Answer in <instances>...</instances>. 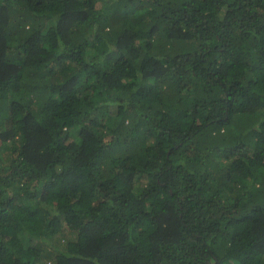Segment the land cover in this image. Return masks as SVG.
I'll use <instances>...</instances> for the list:
<instances>
[{"label":"trees","instance_id":"1","mask_svg":"<svg viewBox=\"0 0 264 264\" xmlns=\"http://www.w3.org/2000/svg\"><path fill=\"white\" fill-rule=\"evenodd\" d=\"M0 264H264V0H0Z\"/></svg>","mask_w":264,"mask_h":264}]
</instances>
